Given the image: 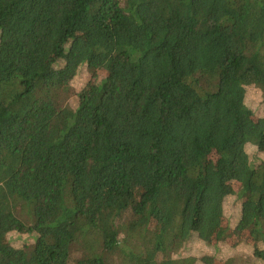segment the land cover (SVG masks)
I'll return each mask as SVG.
<instances>
[{"label":"trees","instance_id":"trees-1","mask_svg":"<svg viewBox=\"0 0 264 264\" xmlns=\"http://www.w3.org/2000/svg\"><path fill=\"white\" fill-rule=\"evenodd\" d=\"M193 1L0 0V264H264V0ZM175 17L197 35L185 76L166 70ZM96 57L104 75L75 85ZM161 176L175 187L132 198Z\"/></svg>","mask_w":264,"mask_h":264},{"label":"rangeland","instance_id":"rangeland-1","mask_svg":"<svg viewBox=\"0 0 264 264\" xmlns=\"http://www.w3.org/2000/svg\"><path fill=\"white\" fill-rule=\"evenodd\" d=\"M204 5L208 12L213 10V6L210 5V2L207 0H194L192 6ZM212 9V10H211ZM168 28L174 32V38L170 44L168 54L166 56V70L168 74L176 75V76H185L187 75L189 69L194 64L197 54V45H196V32L192 29L190 24L182 20L180 18H173L167 21ZM119 33H123V30ZM119 39H122V36L119 35ZM104 59L101 57H96L91 61V65L88 69L80 74L78 78H75L78 85L80 83L91 81L96 78H101L104 75L103 68ZM224 95L231 101V103L241 112V116L243 119L247 118H255L261 113V105L258 103V100L249 98L248 100H242L239 95L232 91H227ZM81 123L83 125V130H78L76 134L70 139V141L65 145V148L68 149L77 144L86 141L87 134L89 129L93 125L94 118L93 112L90 109H84L79 114ZM45 130L53 129L52 126H47L44 128ZM2 139V138H1ZM3 144L11 151L14 157L19 158L22 148L23 141L22 140H2ZM264 151V141L261 143L260 147ZM248 159L244 156H238L234 159V165L241 166L246 164ZM13 184L15 187H19L21 185V177L18 173L12 176ZM158 182L161 184H166V186L175 187L173 183V179L169 176H161L156 178H142L140 179L136 185L132 189V198H138L140 193L147 189L152 183ZM113 197L109 195L105 196H96L94 203L92 205H85L86 215L89 219H92L95 211L99 206L106 202H110ZM15 237L14 234L9 236L7 234L6 239L9 238V244H12L16 247L20 246V241ZM236 241L229 240L230 244H234ZM239 247H244V245L237 242ZM202 249V252L209 256L216 258L222 257L225 248L221 247L219 250H215L212 245H206L205 243L199 245ZM214 254V255H213Z\"/></svg>","mask_w":264,"mask_h":264}]
</instances>
